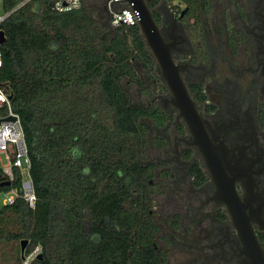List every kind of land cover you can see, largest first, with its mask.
I'll use <instances>...</instances> for the list:
<instances>
[{"label":"trees","instance_id":"1","mask_svg":"<svg viewBox=\"0 0 264 264\" xmlns=\"http://www.w3.org/2000/svg\"><path fill=\"white\" fill-rule=\"evenodd\" d=\"M55 1L0 0L3 11L16 8L2 26L0 86L10 105L0 119L12 111L21 120L37 198L34 208L20 196L0 206V243L19 241L14 264L24 239L25 248L42 247L34 264H160L149 213L155 170L144 156L149 127L168 115L134 101L122 83L143 84L135 62L157 76L156 61L139 25L114 28L104 6L83 0L60 12ZM179 1L193 15L210 6ZM13 174L0 161V184L11 180L0 193L21 192V173ZM193 174L205 181L200 165Z\"/></svg>","mask_w":264,"mask_h":264},{"label":"flooded vegetation","instance_id":"2","mask_svg":"<svg viewBox=\"0 0 264 264\" xmlns=\"http://www.w3.org/2000/svg\"><path fill=\"white\" fill-rule=\"evenodd\" d=\"M143 1L264 255L258 222L264 220V0H209L210 6L194 15L179 0ZM154 59L157 76L150 77L140 64L143 84L137 88L147 102L137 103L168 115L164 126L149 127L147 150L167 158L146 161L157 176V182L150 180L155 186L150 198L165 196L160 209L149 208L156 255L160 264H245L252 250L218 198L217 184ZM195 164L205 175L200 185Z\"/></svg>","mask_w":264,"mask_h":264},{"label":"water","instance_id":"3","mask_svg":"<svg viewBox=\"0 0 264 264\" xmlns=\"http://www.w3.org/2000/svg\"><path fill=\"white\" fill-rule=\"evenodd\" d=\"M135 1L136 7L141 10V18L139 21L140 29L149 48L158 61L162 76L174 94L172 101L180 109L181 115L185 118L188 127L194 136L195 144L203 154L204 160L217 184L218 198L227 205L235 224L245 236V241L247 242L248 247L252 250V253L249 255L250 258L245 261V264H264L263 252L260 250L249 219L242 211L244 206L241 204L236 193L234 181L227 178L223 173L220 159L217 157V153L214 151L211 141L206 135L202 119L181 79L179 67L172 59L170 48L164 41L150 8L143 0ZM104 9H106V6H104ZM5 41V32L0 31V45ZM5 119L14 120L15 117L8 116ZM1 121L2 120L0 119V122ZM0 185H11V180L5 179ZM258 222L261 227L264 228V220H258ZM21 244V250L23 252L25 246L28 244V240H22ZM38 259H43V254H40Z\"/></svg>","mask_w":264,"mask_h":264},{"label":"built area","instance_id":"4","mask_svg":"<svg viewBox=\"0 0 264 264\" xmlns=\"http://www.w3.org/2000/svg\"><path fill=\"white\" fill-rule=\"evenodd\" d=\"M104 2L109 24L112 27L116 28L120 26L139 25L141 10L136 7L135 0H104ZM23 3L24 2L20 5ZM82 5L83 0H56L53 4V8L56 11L63 12L79 9ZM15 9L11 11H3L0 8V31H3V24ZM2 65L3 57L0 51V68ZM4 104L10 105V97L0 86V107ZM8 116H14L15 119H1L0 155L3 154L5 156L7 167L10 169L7 173L11 179L14 177L13 169L20 171L21 192L17 189H11L9 192L5 193L6 198L4 199V202L6 204H12L15 199L20 196L26 201L29 207L34 208L37 198L35 186L29 171L31 159L28 152L25 133L19 116L12 111L9 112ZM27 247L23 250L18 264H34L35 260H37L39 255L42 254V247L40 245Z\"/></svg>","mask_w":264,"mask_h":264},{"label":"rangeland","instance_id":"5","mask_svg":"<svg viewBox=\"0 0 264 264\" xmlns=\"http://www.w3.org/2000/svg\"><path fill=\"white\" fill-rule=\"evenodd\" d=\"M84 3L87 7H93V8H97V9H101V7L104 6V0H84ZM135 65H136L137 70L139 72H141L140 71V66H141L140 63L135 62ZM122 83H123V86L131 94L132 98H134V101L140 102V103H146L147 102L145 95L139 94L138 88L136 85H133L127 79H123ZM166 158L167 157L165 154H162V153L157 154L153 151L150 154L147 151V153H145V156H144V161H153V160L157 161V160H162V159H166ZM0 161H1L6 172L8 170H10L7 167V162H6L5 156L3 154L0 155ZM152 180L154 183L157 182V176H153ZM161 197H163L165 199V196L162 195ZM161 197L156 198L154 200L153 199L150 200L151 201L150 207L153 210L157 209V208L160 209L159 207L164 204V202H163L164 200ZM5 198H6V194L0 193V206H2L3 204H6L4 202ZM167 207H169V206H167ZM18 249H19V241L17 239H11V240L1 242L0 243V264H14L15 256H16L15 254H16V252L18 253Z\"/></svg>","mask_w":264,"mask_h":264}]
</instances>
